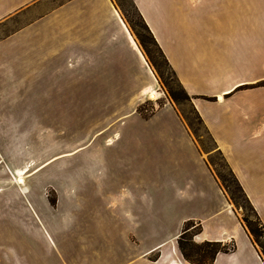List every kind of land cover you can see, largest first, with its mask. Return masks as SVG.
<instances>
[{
	"label": "crops",
	"instance_id": "obj_1",
	"mask_svg": "<svg viewBox=\"0 0 264 264\" xmlns=\"http://www.w3.org/2000/svg\"><path fill=\"white\" fill-rule=\"evenodd\" d=\"M132 2L264 227V0ZM116 6L0 0V135L30 134L32 118L24 114L64 89L87 109L113 112L103 113L105 127L85 145L92 149L83 197L65 196L61 214L67 231L82 226L73 216L82 209L81 219L90 216L100 235L103 219H113L119 244L112 243L114 253L103 248L94 264H187L176 245L185 221L200 225L194 242L235 244L212 264H264L210 168V153L178 109L166 101L147 118L137 114L146 94L158 96V86ZM74 179L65 187L75 186ZM16 194L13 214L55 228L46 221L52 218L46 201L34 204L28 190Z\"/></svg>",
	"mask_w": 264,
	"mask_h": 264
},
{
	"label": "rangeland",
	"instance_id": "obj_2",
	"mask_svg": "<svg viewBox=\"0 0 264 264\" xmlns=\"http://www.w3.org/2000/svg\"><path fill=\"white\" fill-rule=\"evenodd\" d=\"M112 1L117 5L122 19L137 40L140 51L146 57L145 60L155 74L158 86V98L151 95L148 98L146 94L143 102H139V106L136 108L137 114L139 112L142 118H147L161 108L166 101L170 102L189 125L201 150L206 155L210 153L208 162L214 174L222 175L226 181L224 185H228L230 191L235 192L233 183L223 167L221 157L215 152L213 143L198 123L190 104L187 101L174 103L169 97L163 81L178 90L170 71L161 64L154 49L149 46L151 56L159 65L160 77L139 45L134 31H141L137 26L139 19L132 8V0ZM73 93V91L64 89L59 91L58 96L55 95L56 92H53L55 96H49L48 101L42 100L36 103L38 105L33 103L29 112L24 114L32 118L26 124L27 127H30V134L0 135V264H61V261L56 260L57 258L62 259L63 264V258H65V264L77 262L94 264L98 258H100L99 262L102 260L103 248L111 249L109 253H114L112 243L115 248L119 244V239L114 235L113 219L107 217L103 219L105 232L100 235L97 224L90 216L81 219L82 209L73 215L75 219L79 218L78 222L82 223V226L81 224L68 226L69 229L64 231V220L62 219L65 216L61 214H66L65 196L69 194V196L75 195V198H82L84 194L82 183L86 153H90L92 149L89 147L90 144L88 148L85 145L89 142L91 133L105 127L106 120L102 116L103 113L107 114L106 117L113 113L101 108L87 109L77 96H75L76 98L72 97ZM77 93L81 94V92ZM87 111H89V116ZM93 111L95 113L92 115ZM72 151L73 154L66 156ZM68 167L74 170L72 172L74 177ZM18 176L23 177L21 184L16 182ZM72 179H74L75 186L65 187L66 181L70 182ZM96 183L98 184V182ZM221 183L220 181L222 190L229 198ZM67 189L68 193L65 192ZM25 190L32 193L31 198L35 200L34 204L46 201L49 207L48 212L52 218L47 215L45 217L47 222L50 221L49 223L55 225L53 230H50L42 220L41 226L38 219L33 216L21 217L13 214L18 205L15 200L16 192H25ZM234 194L237 199V207L231 204L238 210L240 218L245 216L248 221L255 222L254 214L245 206L239 193L235 192ZM72 196L70 198H73ZM194 224L196 226L197 223ZM56 226L61 229V232L56 229ZM195 226L191 228L190 232L195 230ZM258 242L263 246V250L258 245L256 248L264 260V237L259 238ZM51 245L56 248L50 249ZM155 256L157 255L150 256V260H154ZM187 264L190 263L187 262Z\"/></svg>",
	"mask_w": 264,
	"mask_h": 264
},
{
	"label": "trees",
	"instance_id": "obj_3",
	"mask_svg": "<svg viewBox=\"0 0 264 264\" xmlns=\"http://www.w3.org/2000/svg\"><path fill=\"white\" fill-rule=\"evenodd\" d=\"M132 8H133L135 14L137 15V17L139 19V24H137V26L139 27V30L141 32L134 31L136 37L139 40L138 41L139 45L141 46L143 51L148 56V58H149L148 60H149L150 64L155 68L156 72L160 76L161 73L159 72V70H160L159 65L156 63L154 58L151 56L148 47L151 46L154 49V51H155L156 55L158 56L161 64L170 71V73L173 76V79L175 81V84L178 88V90H175V89H173L172 86L169 85V83H166L165 81H163V85L166 88V90L169 94V97L172 99V102H174V103H177L179 101H187L190 104L191 109L193 111V114L195 115L198 123L203 127V129L205 131V128L202 125V121H201L200 117L197 115V112L194 110V108L191 105L190 97L188 96L186 91L183 89V87L176 80L175 74H174L173 70L171 69L169 63L167 62L166 57L164 56L161 49L156 44V40H155L154 36L152 35L150 30L146 26V23L144 22V20L140 16V13L135 8V5L133 4V2H132ZM138 114L140 115L139 112H138ZM143 118H146V117H143ZM205 134H206V131H205ZM206 136L208 137L207 134H206ZM209 140H210V138H209ZM218 155L221 157V160H222L223 165H224L223 167L227 171V175L230 177V181L233 183L235 192L239 193V196L242 198L245 206L254 214V216L256 218L255 222H250V221H248L247 217L243 216V218L241 219V223L244 226V228L247 230L248 234L250 235V239L253 242V244L258 245L263 250V246L259 244L258 240H259V238L264 237V227L260 223L259 218H258L255 210L253 209V207L249 203L250 202L249 199L247 198V196L243 192L242 188L240 187L239 181L237 180V178L235 177L233 172L228 168V165L224 161L223 157L219 153H218ZM217 176L220 179V181L222 182L221 184H223V188L226 191V193L228 194L230 202L234 206L237 207V202H236L237 199H236L235 194H234L235 192L230 191L228 185H224V183H226V181L222 175H217ZM193 226H195L193 221H187V222L185 221L183 224L180 235H178V237L176 238V245H177V248L179 250V253H180L181 257L186 262H188L190 264H212L214 257L217 253H229L235 249V244L232 242L227 244V245L222 244L221 242H203L202 241L200 243H194L192 241V238L194 235H197L200 232L201 228H200L199 223H197L196 226L194 227L195 230L193 232H190V230ZM263 253H264V251H263ZM156 257L157 256L154 257V260L156 259Z\"/></svg>",
	"mask_w": 264,
	"mask_h": 264
},
{
	"label": "bare ground",
	"instance_id": "obj_4",
	"mask_svg": "<svg viewBox=\"0 0 264 264\" xmlns=\"http://www.w3.org/2000/svg\"><path fill=\"white\" fill-rule=\"evenodd\" d=\"M154 95H155V93L151 94V96H154Z\"/></svg>",
	"mask_w": 264,
	"mask_h": 264
}]
</instances>
